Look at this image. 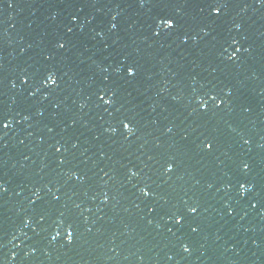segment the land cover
Listing matches in <instances>:
<instances>
[{
  "label": "water",
  "instance_id": "1",
  "mask_svg": "<svg viewBox=\"0 0 264 264\" xmlns=\"http://www.w3.org/2000/svg\"><path fill=\"white\" fill-rule=\"evenodd\" d=\"M208 2L0 0V264H264V2Z\"/></svg>",
  "mask_w": 264,
  "mask_h": 264
},
{
  "label": "snow or ice",
  "instance_id": "2",
  "mask_svg": "<svg viewBox=\"0 0 264 264\" xmlns=\"http://www.w3.org/2000/svg\"><path fill=\"white\" fill-rule=\"evenodd\" d=\"M261 2H264V0H261ZM141 3H143V0H141ZM206 7L211 12L219 14L222 11V9L225 7V4L220 2V0H209V2L206 4ZM158 21H159L160 25H162L164 28L168 29L169 31H171L176 26V21H175V18H173V17H167V18L158 17ZM112 27L115 28L116 25L113 24ZM69 31H71V29H69ZM157 34H159V33H157ZM185 39H187V37H185ZM233 43H238V42L237 41H233ZM64 46H65L64 44L60 45V47H64ZM236 55H237V52L234 51L232 53V57H235ZM134 69H136L134 66H129L127 68V72H128V74L130 76H134L136 74V70L134 71ZM25 79H27V78H25ZM49 81L51 82V84H55L56 83V80L52 79V74L51 73H48V77H47V80L45 81V83H49ZM107 102L111 103L112 101L108 100ZM3 126L7 127L8 125L4 124ZM124 127L128 128L129 125L127 123H124ZM206 146L210 149V148H212L213 145H212L211 142H209V143H207ZM167 167H168V170L171 171L173 166L171 164H169ZM244 167L247 168L248 165L245 164ZM0 190H3L2 187H0ZM142 191H144L145 194H148V190L147 189H143ZM190 211L195 213L197 211V208L196 207H192L190 209ZM182 219H183L182 216H177V220L178 221H180ZM57 235H59V233H57ZM68 237H72L71 234H69ZM185 250H188L187 249V245H185Z\"/></svg>",
  "mask_w": 264,
  "mask_h": 264
}]
</instances>
